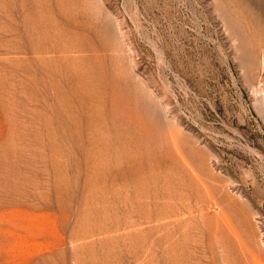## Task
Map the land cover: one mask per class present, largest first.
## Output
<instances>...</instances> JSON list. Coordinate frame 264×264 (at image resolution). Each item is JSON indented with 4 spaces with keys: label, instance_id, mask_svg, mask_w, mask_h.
I'll return each instance as SVG.
<instances>
[{
    "label": "rangeland",
    "instance_id": "rangeland-1",
    "mask_svg": "<svg viewBox=\"0 0 264 264\" xmlns=\"http://www.w3.org/2000/svg\"><path fill=\"white\" fill-rule=\"evenodd\" d=\"M264 0H0V264H264Z\"/></svg>",
    "mask_w": 264,
    "mask_h": 264
},
{
    "label": "built area",
    "instance_id": "built-area-1",
    "mask_svg": "<svg viewBox=\"0 0 264 264\" xmlns=\"http://www.w3.org/2000/svg\"><path fill=\"white\" fill-rule=\"evenodd\" d=\"M262 194L264 197V188L262 190ZM255 227H256V231L258 233L259 246L264 251V203H263L262 208H261V210L257 216V219L255 220Z\"/></svg>",
    "mask_w": 264,
    "mask_h": 264
}]
</instances>
